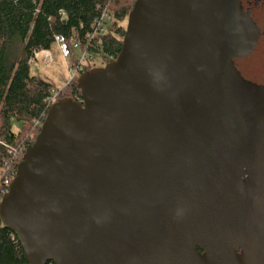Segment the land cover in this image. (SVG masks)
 Wrapping results in <instances>:
<instances>
[{"label": "water", "instance_id": "1", "mask_svg": "<svg viewBox=\"0 0 264 264\" xmlns=\"http://www.w3.org/2000/svg\"><path fill=\"white\" fill-rule=\"evenodd\" d=\"M241 0H136L116 60L49 109L0 201L27 264H264V86Z\"/></svg>", "mask_w": 264, "mask_h": 264}, {"label": "trees", "instance_id": "2", "mask_svg": "<svg viewBox=\"0 0 264 264\" xmlns=\"http://www.w3.org/2000/svg\"><path fill=\"white\" fill-rule=\"evenodd\" d=\"M135 1L0 0V201L27 148L34 144L51 102H82L77 85L81 72L62 91H55L49 82L30 75L34 53L49 51L55 37H63L75 67L77 53L85 50L100 55L104 66L114 62L125 34L122 23ZM103 12L113 22L106 33L88 39ZM0 264H27L16 237L1 224Z\"/></svg>", "mask_w": 264, "mask_h": 264}, {"label": "rangeland", "instance_id": "3", "mask_svg": "<svg viewBox=\"0 0 264 264\" xmlns=\"http://www.w3.org/2000/svg\"><path fill=\"white\" fill-rule=\"evenodd\" d=\"M122 25L125 27L126 21H124ZM49 53L53 58V62L50 65L44 63L43 60H41L40 55L38 60L29 65V73L31 76L49 82L55 91H62L70 82V73H72L71 70H75V66L72 63L70 54H68L67 57H64L60 47L57 44L52 45ZM77 59H79L78 53ZM82 66L87 69V71L84 69L83 73H88L93 69L104 67V61L100 55H94L92 60L87 58L83 60ZM83 73H81V75Z\"/></svg>", "mask_w": 264, "mask_h": 264}, {"label": "flooded vegetation", "instance_id": "4", "mask_svg": "<svg viewBox=\"0 0 264 264\" xmlns=\"http://www.w3.org/2000/svg\"><path fill=\"white\" fill-rule=\"evenodd\" d=\"M240 3L242 10L248 12L256 24L259 35L250 53L234 58L233 63L244 80L264 86V0H241Z\"/></svg>", "mask_w": 264, "mask_h": 264}, {"label": "built area", "instance_id": "5", "mask_svg": "<svg viewBox=\"0 0 264 264\" xmlns=\"http://www.w3.org/2000/svg\"><path fill=\"white\" fill-rule=\"evenodd\" d=\"M112 22H113V19H112L111 15L108 14L107 12H103L97 19H95L94 31L91 34V36H88L87 38L92 39L97 35L106 33L107 27ZM55 44H57L60 47L64 57H67L69 54V51H68L67 45L65 43V39L63 37H55ZM72 48L74 50H79V47L77 44H73ZM40 55H41V60H43L44 63L50 65L53 62V58L50 55L49 51H40V52L34 53L33 58L29 61V64L34 63L36 60H38ZM93 57H94V55L90 54L87 50L82 51V52L79 51V59H78L77 65L75 67V70H71L72 73H70L71 74L70 75V82L76 78V76L79 72L83 73L85 68L82 66V61L85 60L86 58L92 60ZM51 104L53 105L54 101H52Z\"/></svg>", "mask_w": 264, "mask_h": 264}]
</instances>
